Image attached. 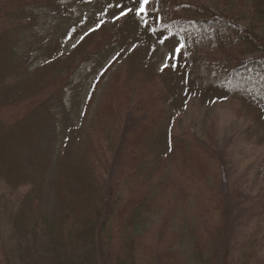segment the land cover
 Instances as JSON below:
<instances>
[{
	"label": "rangeland",
	"instance_id": "obj_1",
	"mask_svg": "<svg viewBox=\"0 0 264 264\" xmlns=\"http://www.w3.org/2000/svg\"><path fill=\"white\" fill-rule=\"evenodd\" d=\"M142 3L52 0L21 12L0 7V108L5 110L0 123L7 126L20 114L12 131L0 130V264H99L98 222L85 221L83 200L94 199L97 185L112 188L119 166L139 154L145 178L158 183L174 177L175 198L186 193L192 206L205 187L218 185L229 220L204 206L192 207L189 215L185 202L169 204L163 216L147 218L142 226L130 216L138 236L160 224L174 241L176 223L185 233L179 248L189 264H199L189 220L202 211L206 224H228L225 240L214 241L221 264H227V243L234 264L253 239L260 250L255 263L264 264V111L233 104L211 85L213 74L196 63L190 49L176 51L182 43L161 26L155 0L143 5V13ZM239 3L233 1L232 14ZM250 10L240 14L248 18L244 23L264 26V9ZM118 79L123 87L117 89ZM146 127L154 131L147 145L137 139L144 145L138 152L129 141ZM185 137L198 160L209 161L206 174L182 167L176 144ZM103 159L112 163L99 171ZM103 215L114 218L111 210ZM163 219L174 223L170 227Z\"/></svg>",
	"mask_w": 264,
	"mask_h": 264
},
{
	"label": "trees",
	"instance_id": "obj_2",
	"mask_svg": "<svg viewBox=\"0 0 264 264\" xmlns=\"http://www.w3.org/2000/svg\"><path fill=\"white\" fill-rule=\"evenodd\" d=\"M233 1L216 0L217 3H201L186 0H155L153 6L157 9L161 26L181 41L182 53L190 49L196 63H201L213 74L211 85L225 91L233 104H239L246 110L254 108L264 111V26L257 22L247 25L244 22L248 18L240 15L248 14L245 10L249 6L251 7L249 14L261 13L264 9V0H240L239 12L232 14L235 10ZM49 2L6 0L0 4V7L2 12H21L33 5L43 6ZM261 18H264V15ZM93 42L94 39L89 41L91 44ZM71 78L70 74L66 80ZM68 82L64 81V84ZM120 87H123V79L117 81L116 88ZM156 103L159 104V101L157 100L155 105L151 106L156 107ZM4 113L5 110L0 108V120L4 118ZM21 115L24 114L21 113ZM19 120L20 114L19 117L6 121L7 126L0 123V130L4 133L12 131L15 122ZM153 131L151 127L139 129L134 141H129L130 147H137L139 152L144 148V145L140 144L141 139L147 145V140L151 139ZM138 138L141 139L137 141ZM192 144L188 140L176 144L183 156L180 160L184 162L182 167L188 171L197 170L198 173L206 174L210 163L205 159L198 160L197 151L190 148ZM112 151L109 150L107 155H110ZM143 162L144 157L139 154L132 163L119 166L117 183L112 188L110 186L102 190L97 185L94 188V199L83 200L85 221L93 217L98 222L94 231V250L101 254L99 264H189L183 250L179 248V243L185 237L183 228L179 229L175 223L174 241L171 240L170 235L166 234L167 226L160 224L152 225L145 235L138 236V225L130 220V216L139 219V223L141 219L142 226V221L147 218L155 219L163 216L161 212L167 209L169 204L177 207L185 202L183 208L189 215H191L192 207L201 209L204 206V209L227 221L229 213L225 194L218 189V185L211 189L208 185L201 191L202 197L200 196L195 206H192L188 201L189 195L186 193L175 198L177 186L173 180L174 177L170 179L166 177L158 183H155L157 178L150 180L145 178L142 175L144 174V169L141 167ZM111 163H106L105 159L99 161L98 170H104L105 166ZM126 165L128 167L124 168ZM164 165L161 168L166 172L169 164L164 163ZM98 181L101 184L99 176ZM97 182L92 184L93 187ZM121 200L122 203L119 204ZM108 210L113 211V220L103 215ZM192 214L194 219L189 221L193 225L191 228L196 240L197 262L221 264V257L216 250L218 244L214 241L225 240L228 224L217 223L215 227L212 224H206V214L203 216L202 211ZM163 222L170 227L174 223L169 219H163ZM126 224H130L133 227L132 230L125 229ZM152 235L155 236L152 238ZM135 245L145 248V253L138 248L133 249ZM259 251V241L256 239L249 241L243 250V258L236 260L234 264H256ZM227 252V264H230L229 257L233 253L230 242L227 243Z\"/></svg>",
	"mask_w": 264,
	"mask_h": 264
},
{
	"label": "snow or ice",
	"instance_id": "obj_3",
	"mask_svg": "<svg viewBox=\"0 0 264 264\" xmlns=\"http://www.w3.org/2000/svg\"><path fill=\"white\" fill-rule=\"evenodd\" d=\"M148 2H149V0H143L142 6L139 10L141 13L146 12V8L143 7V5H147ZM181 48H183V45H181L180 48H177L176 51L179 52L181 50Z\"/></svg>",
	"mask_w": 264,
	"mask_h": 264
}]
</instances>
